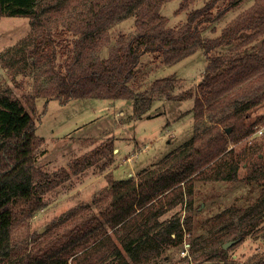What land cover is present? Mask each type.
I'll return each mask as SVG.
<instances>
[{
	"label": "trees",
	"instance_id": "trees-1",
	"mask_svg": "<svg viewBox=\"0 0 264 264\" xmlns=\"http://www.w3.org/2000/svg\"><path fill=\"white\" fill-rule=\"evenodd\" d=\"M85 1L84 16L66 21L64 27L52 33L49 28L44 29L40 13L44 9L58 10L77 0H0V16L31 19L36 32L29 51L33 61L43 59L56 48L66 56L53 82L34 94L25 93L24 102L0 92V264H148L162 247L182 242L184 232H191L190 218L181 221L179 215L165 219L162 216L176 206L192 208L194 194L188 185L195 177H203L206 168L215 169L221 179L234 181L240 177L242 163L246 167L244 179L264 178V151L257 142L249 146L248 152L243 149L238 153L233 146L227 147L230 138H241L249 132L247 120L251 111L255 105L264 104V94L252 99L250 86L229 98L231 91L253 78L264 84V0H254L215 37L202 34L205 25L213 22L220 12L214 10L219 4L224 5L223 11L229 10L243 0H207L202 6L188 10L186 22L177 28L168 27L166 17L160 13L169 0ZM193 1L179 0V10H187ZM127 15L134 16L137 32L111 47L107 57L85 60L108 41L104 30ZM67 35L71 37L68 39ZM221 46H235V50L228 55H211L213 49ZM197 49L208 55V63L194 90L171 95L170 76L154 79L149 87L152 93L169 99L193 96L197 117L193 127L202 128V132L166 155L157 171H144L137 179L108 177L112 198L97 213L82 219L83 226L78 230L84 228L92 233L95 226L91 227V223L97 221L101 226L102 222L107 223L112 232L104 230L90 247L71 254L61 250L53 255L37 249L14 257L16 248H21V242L13 241L11 236L17 212L31 215L36 211L43 191L58 178L56 173L51 178L36 165L35 149L41 138L35 134L36 123L30 113L36 109V98H56L62 104L86 98L130 100L134 93L129 83L135 79L144 54H161L165 64H174ZM217 118L216 125H209ZM228 127L230 131L226 130ZM35 173L39 174L37 180ZM260 197L259 203L264 205L262 192L244 210L258 213L256 203ZM19 204L23 205L16 211ZM263 222L264 211L251 215L246 226L253 229ZM246 233L247 229L236 236H220L216 243L211 241L209 258L219 264H264V257L238 263L223 248L227 240L239 241Z\"/></svg>",
	"mask_w": 264,
	"mask_h": 264
},
{
	"label": "rangeland",
	"instance_id": "rangeland-1",
	"mask_svg": "<svg viewBox=\"0 0 264 264\" xmlns=\"http://www.w3.org/2000/svg\"><path fill=\"white\" fill-rule=\"evenodd\" d=\"M205 1L194 0L187 10H179V0H169L162 5L160 13L166 17L168 27L177 28L186 22L188 10L202 6ZM253 2L243 0L226 11L222 10L224 5L219 4L214 12L218 9L220 12L213 22L205 25L203 36H217ZM86 12V1L77 0L58 10L44 9L40 19L44 29L55 33L66 21L79 19ZM34 30L29 17L0 16V92L10 93L23 102L25 93L34 94L53 82L56 71L66 59L62 50L56 48L43 59L33 61L29 51L36 34ZM104 31L108 41L88 54L85 60L107 57L111 47L134 35L137 32L134 16H124ZM234 50L235 46H221L213 49L211 55H228ZM207 63L208 55L203 49H197L174 64H165L161 54H144L135 79L129 83L134 93L130 100L86 98L62 104L56 98L37 97L36 109L30 111L36 123L35 134L41 138L35 149L36 165L51 178L55 173L58 178L43 191L41 205L36 211L31 215L17 212L11 236L13 241L21 242V248H16L13 256L37 249L47 255L61 250L71 254L93 245L104 230L111 233L107 223L102 222L101 226L97 221L91 223V227L95 226L92 233L84 228L78 230L83 226L82 219L97 213L112 198L108 177L137 179L144 171H157L166 155L202 132V128L193 127L197 118L194 97L176 100L152 93L151 81L172 77L168 87L171 95L194 90ZM259 84L253 78L231 91L229 98L250 86L248 92L255 100L264 94V84L261 87ZM253 109L247 120L249 132L241 138H230L227 143L228 148L233 146L238 153L243 149L250 151L253 142L264 151V131L262 134L256 132L264 124V104H257ZM218 121L217 118L208 123L213 126ZM213 132L211 130L210 134ZM125 156L130 159L124 160ZM143 165L146 166L138 168ZM240 166L238 180L221 179L211 168L204 170L203 177L194 178L188 185L194 194L192 208L176 206L162 216L165 219L179 215L181 221L190 218L191 232H184L182 242L162 247L148 264H219L216 259L209 258L213 249L211 241L216 243L220 236H236L246 229L248 233L241 240L225 242L230 241L226 246L228 255L238 263L264 257V222L253 229L246 226L251 215L264 211V205L259 203L261 197L256 203L258 213L244 210L264 193L261 190L264 178L246 180L243 178L245 164L240 163ZM128 172L131 174L127 176ZM38 178L39 174L35 173L34 180ZM22 205L19 204L16 211ZM203 252L206 255L203 256Z\"/></svg>",
	"mask_w": 264,
	"mask_h": 264
},
{
	"label": "crops",
	"instance_id": "crops-1",
	"mask_svg": "<svg viewBox=\"0 0 264 264\" xmlns=\"http://www.w3.org/2000/svg\"><path fill=\"white\" fill-rule=\"evenodd\" d=\"M118 150H119V149H118ZM125 157H126V158H125ZM125 157H124V160H128V159H130L129 156H125ZM127 157H128V159H127ZM145 166H146V165H143V167H138V168H144ZM130 172H131V171H130ZM130 172L127 173V176L131 174ZM117 179H126V177L123 176V177H121V178H117Z\"/></svg>",
	"mask_w": 264,
	"mask_h": 264
},
{
	"label": "built area",
	"instance_id": "built-area-1",
	"mask_svg": "<svg viewBox=\"0 0 264 264\" xmlns=\"http://www.w3.org/2000/svg\"><path fill=\"white\" fill-rule=\"evenodd\" d=\"M263 131H264V124H263V126H259L258 130H256V132H259V134H262ZM182 252L184 253V250Z\"/></svg>",
	"mask_w": 264,
	"mask_h": 264
},
{
	"label": "water",
	"instance_id": "water-1",
	"mask_svg": "<svg viewBox=\"0 0 264 264\" xmlns=\"http://www.w3.org/2000/svg\"><path fill=\"white\" fill-rule=\"evenodd\" d=\"M226 130H227V131H230V127H228ZM229 243H230V241L227 242V243H224V244H223V248H226L227 244H229Z\"/></svg>",
	"mask_w": 264,
	"mask_h": 264
}]
</instances>
